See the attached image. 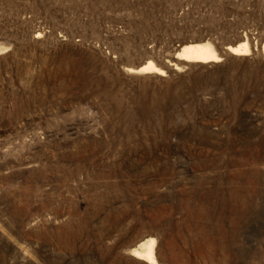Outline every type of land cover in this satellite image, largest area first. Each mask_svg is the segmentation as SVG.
Here are the masks:
<instances>
[{"label":"rangeland","instance_id":"obj_1","mask_svg":"<svg viewBox=\"0 0 264 264\" xmlns=\"http://www.w3.org/2000/svg\"><path fill=\"white\" fill-rule=\"evenodd\" d=\"M263 49L264 0H0V264H264Z\"/></svg>","mask_w":264,"mask_h":264},{"label":"bare ground","instance_id":"obj_2","mask_svg":"<svg viewBox=\"0 0 264 264\" xmlns=\"http://www.w3.org/2000/svg\"><path fill=\"white\" fill-rule=\"evenodd\" d=\"M230 53L236 56H242V55H248L250 53V44L248 41L244 42L243 44L229 49ZM264 51V49H263ZM178 58L181 60H185L187 62H194V63H214L219 62L220 55L218 54L216 48L212 43H203V44H196V45H190L186 46L182 49V51L179 53ZM160 68L156 67V64L153 62L148 63L145 65V67L142 69L144 71L146 70H152V72H162L159 71ZM147 71V72H148ZM155 246L156 242L155 240H147L144 243H142L133 254L140 260H144L149 262L150 264L157 263L156 257H155Z\"/></svg>","mask_w":264,"mask_h":264}]
</instances>
